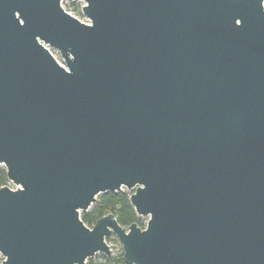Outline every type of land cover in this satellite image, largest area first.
<instances>
[{
	"label": "water",
	"instance_id": "obj_1",
	"mask_svg": "<svg viewBox=\"0 0 264 264\" xmlns=\"http://www.w3.org/2000/svg\"><path fill=\"white\" fill-rule=\"evenodd\" d=\"M61 1L0 0V264H264V0Z\"/></svg>",
	"mask_w": 264,
	"mask_h": 264
},
{
	"label": "trees",
	"instance_id": "obj_2",
	"mask_svg": "<svg viewBox=\"0 0 264 264\" xmlns=\"http://www.w3.org/2000/svg\"><path fill=\"white\" fill-rule=\"evenodd\" d=\"M7 182L5 169L0 167V186L6 185ZM129 195L130 193L127 192H107L100 195L91 208L81 214L82 222L88 228H91L101 217L113 214L119 225L123 227L136 223L139 227L144 228L145 225L142 223L141 218L136 215L130 204ZM104 260L105 264H125L121 247L116 255L105 256ZM87 264H92V262L90 261Z\"/></svg>",
	"mask_w": 264,
	"mask_h": 264
},
{
	"label": "built area",
	"instance_id": "obj_3",
	"mask_svg": "<svg viewBox=\"0 0 264 264\" xmlns=\"http://www.w3.org/2000/svg\"><path fill=\"white\" fill-rule=\"evenodd\" d=\"M60 4L64 8H66L68 11H70L74 15L78 16L79 18L83 19L84 21H89L83 14V7L85 6V3L83 1H81V0H77V1H74V0H62L60 2ZM51 53L54 56V58L65 67V65H64L62 59L60 58V56L56 52L51 51ZM8 183H10V182L8 181ZM4 186H9V185L6 184Z\"/></svg>",
	"mask_w": 264,
	"mask_h": 264
},
{
	"label": "rangeland",
	"instance_id": "obj_4",
	"mask_svg": "<svg viewBox=\"0 0 264 264\" xmlns=\"http://www.w3.org/2000/svg\"><path fill=\"white\" fill-rule=\"evenodd\" d=\"M53 52H55V51H53ZM56 53H57V52H56ZM56 53H55V54H56ZM0 167H2V166H0ZM2 168H3V167H2ZM7 185H9V186H14L11 182H10V183L7 182ZM123 192H127V191L124 190ZM127 193H129V192H127ZM81 214H82V213H81ZM80 216H81V215H80ZM141 221H142V223L145 225L146 222H147V217H145V218H141ZM107 241H108L109 246H110V248H111V255H110V256H114V255H116V254L118 253L119 248L121 247L119 241L117 240V238H116L114 235L108 237V238H107ZM104 257H105V256H103V255H101V254H96V255H94L93 257L89 258V259L87 260L86 264H87L88 262H90V261L92 262V264H105Z\"/></svg>",
	"mask_w": 264,
	"mask_h": 264
}]
</instances>
